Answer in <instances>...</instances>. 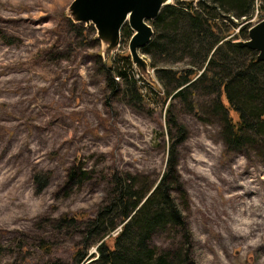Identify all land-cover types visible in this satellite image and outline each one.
<instances>
[{
    "label": "rangeland",
    "instance_id": "rangeland-1",
    "mask_svg": "<svg viewBox=\"0 0 264 264\" xmlns=\"http://www.w3.org/2000/svg\"><path fill=\"white\" fill-rule=\"evenodd\" d=\"M70 2L0 0V264L68 262L80 236L68 237L50 220L94 216L112 172L155 181L165 169L170 99L164 103L153 93L149 101V85L139 81L142 104H131L120 89L106 100L101 42L94 27L71 29L65 16ZM263 17L256 0L242 25L249 29ZM130 36L120 38L110 64L128 65L147 82L153 73L147 78L131 63ZM171 102L188 130L178 170L195 264H264V155L253 146L227 151L215 122L200 121L177 99ZM75 163L91 177L67 186ZM34 175L46 178L41 191ZM39 238L50 243L48 253ZM153 242L166 247L172 239L158 233ZM93 252L94 246L88 255Z\"/></svg>",
    "mask_w": 264,
    "mask_h": 264
},
{
    "label": "trees",
    "instance_id": "trees-1",
    "mask_svg": "<svg viewBox=\"0 0 264 264\" xmlns=\"http://www.w3.org/2000/svg\"><path fill=\"white\" fill-rule=\"evenodd\" d=\"M259 2L264 9V0ZM255 4L256 0H176L163 6L149 21L153 37L140 50L149 56L155 84L136 79L137 73L128 65L114 67L110 64L113 55L108 64L102 60L106 100L120 89L131 104H142L139 81L149 85V101L153 93L164 103L170 99L165 110V169L155 181L112 172L105 199L94 216L75 213L50 220L57 231H67L68 237L79 235L80 240L68 262L55 259L46 264L88 260L89 264H195L193 234L182 208L187 207V193L178 170L179 146L188 130L171 101L177 99L200 121L215 122L227 151L253 146L264 155V61L256 59V50L236 43L248 38V26L242 24L253 15ZM67 20L71 29L93 31L92 26ZM130 31L125 24L121 38ZM90 177L88 170L75 163L68 168L66 184L81 186ZM33 180L37 191L47 184L43 176L34 175ZM158 233L167 234L172 242L158 247L153 242ZM37 243L42 253L50 251L44 238ZM93 246L95 252L88 255ZM4 249L0 240V255Z\"/></svg>",
    "mask_w": 264,
    "mask_h": 264
},
{
    "label": "water",
    "instance_id": "water-1",
    "mask_svg": "<svg viewBox=\"0 0 264 264\" xmlns=\"http://www.w3.org/2000/svg\"><path fill=\"white\" fill-rule=\"evenodd\" d=\"M171 0H71L65 16L71 23L85 24L95 29V38L101 42L104 64H108L120 45L121 29L127 24L132 34L128 41V53L136 70L147 78L150 75L149 60L140 53L153 37L149 24L161 8ZM257 51L256 59L264 61V18L248 29V38L236 42ZM152 71V70H151ZM153 73V72H152ZM155 84L154 77H149Z\"/></svg>",
    "mask_w": 264,
    "mask_h": 264
},
{
    "label": "built area",
    "instance_id": "built-area-1",
    "mask_svg": "<svg viewBox=\"0 0 264 264\" xmlns=\"http://www.w3.org/2000/svg\"><path fill=\"white\" fill-rule=\"evenodd\" d=\"M117 231H118V230H117ZM117 231H116V232H117Z\"/></svg>",
    "mask_w": 264,
    "mask_h": 264
}]
</instances>
